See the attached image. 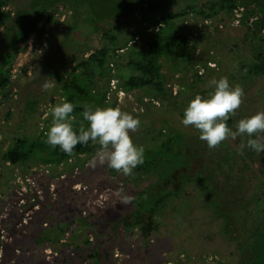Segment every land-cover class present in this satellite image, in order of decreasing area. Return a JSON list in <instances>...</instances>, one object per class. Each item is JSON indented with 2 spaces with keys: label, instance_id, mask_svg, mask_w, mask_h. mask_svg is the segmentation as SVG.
<instances>
[{
  "label": "rangeland",
  "instance_id": "rangeland-1",
  "mask_svg": "<svg viewBox=\"0 0 264 264\" xmlns=\"http://www.w3.org/2000/svg\"><path fill=\"white\" fill-rule=\"evenodd\" d=\"M54 1L0 0V64L18 24ZM216 1L124 0L119 5L127 11L114 13L108 0L107 4L99 2L105 17L100 18L89 7L66 0L50 8L37 25L39 29L47 23V27L30 34L19 46L22 51L9 64L3 63L9 83L0 93V264H237L235 238L252 236L264 209V151L248 148L247 136L229 138L209 149L198 130L185 127L182 119L188 102L212 91L209 81L221 77H227L230 85L239 84L245 93L243 103L227 121L230 128L235 130L240 119L264 111V72L255 68L257 54H264V31L258 32L251 23L253 17L242 22L240 6L248 5V0H235L237 6L230 14L207 11ZM93 2L88 0L90 5ZM251 8L255 4L248 5L247 13ZM176 35L183 36L191 50L185 59H178L164 55L170 46L157 48L163 83L160 96L147 87H120L130 75H137L125 69L128 59H139L137 52L146 54L147 43L154 38L163 44L166 36ZM103 36L125 40L133 36L127 45L133 50L128 55L127 48L119 51L123 58L109 66L114 77L105 89L102 107H119L140 120L139 129L130 135L144 152L159 146L161 135L172 131L179 137L186 157L178 159L172 182L164 183L162 190L177 188L180 174L189 179L201 172L209 175L220 211L228 217V233L225 221L205 208L203 193L189 180L178 197L149 219L145 238L140 227L119 225L109 239L98 243L77 221L52 237L63 204L72 205L83 217L93 215L106 230L128 216L133 206L119 204L113 192L123 187L136 197L144 191L150 197L146 205H150L160 191L153 187L159 177L151 170L136 169L129 176L112 174L106 164H90L95 154L58 163L45 152L31 155L21 165L3 160L17 139L45 141L52 120L50 106L66 98L63 81L58 79L77 73L76 64L100 50ZM46 81L54 84L47 91L42 87ZM82 104L97 107L94 100ZM72 115L78 127L88 125L75 109ZM242 142L245 147L240 154Z\"/></svg>",
  "mask_w": 264,
  "mask_h": 264
},
{
  "label": "trees",
  "instance_id": "trees-1",
  "mask_svg": "<svg viewBox=\"0 0 264 264\" xmlns=\"http://www.w3.org/2000/svg\"><path fill=\"white\" fill-rule=\"evenodd\" d=\"M65 1L66 0L54 1V5ZM121 1L124 2V0H110V6H113L114 13H119L122 10H124L123 12L127 11V7L125 8V6L119 5ZM73 2L77 4L76 6L89 7L90 10L97 13L100 18H105L101 16L99 2L107 4L108 0H96V2H93L91 5L88 3V0H73ZM247 4L252 6L255 4V8L258 6L259 11L254 10L255 8H251L247 13L248 5L244 3L241 4L240 7L243 9L242 22H246L250 17H253L255 20L251 23L256 26L258 32L264 31V0H248ZM54 5H50L39 11H34L30 18L18 24L13 37L5 46L7 52L6 55L3 56V62L0 64V93L7 88L9 83L7 71L3 70V63L8 62L9 64V62L22 51L19 46L27 41L30 34L36 32L41 33L43 29L47 27V23H42V27L39 29L37 25ZM236 6L235 0H219L210 3L206 7V10L214 14L221 10L230 14ZM254 11L259 14V17ZM202 13L204 17L210 16L208 13ZM159 23L161 22L157 24ZM132 38L133 36L125 40L123 38L118 39L115 36H110L106 39L103 36L104 42L100 50L89 55L88 58L80 60L76 64L74 70H77V73H72L65 79H58L63 81V83H61V88L65 92L66 99L68 102L76 105L75 110L80 114V117H83V101L94 100L96 106L102 107L106 92L105 89L110 80L114 77L112 75L113 69H110L109 66L111 65L110 67L112 68V63L116 64V60L120 59V57L123 58L122 55L118 56V52L127 48L128 42H131ZM165 38L166 40L163 44L160 43V40L154 38L151 42L147 43L149 48L146 54L137 52V55L140 57L139 59H128L126 61L125 69L133 70L137 75H130L120 83L119 85L122 89L131 90L147 87L153 89L156 94L160 96L163 91V83L160 80L161 76L159 64L157 62V54L160 53L158 52L159 49L166 45L170 46V48L165 51L164 55L178 59H185L187 53L191 50V47L187 45L186 40L181 35L170 36L168 38L166 36ZM129 47H131L130 44L127 48V55L133 50L132 47L130 49ZM157 48H159L158 51ZM256 58L259 61V64L255 66L256 71L264 72L262 66L264 64V54H257ZM73 127L78 131L79 127L77 123L73 124ZM171 133L173 134L172 131ZM171 133L168 135H161L163 139L160 145L149 152H144L143 164L135 168L137 171L151 170L159 177V181L154 184L153 187L158 186L160 191L158 195L151 198L150 205H146L147 198L149 199L150 197H145L144 191L140 192L136 197H133L132 211L129 215L112 222V225L104 230L101 226V222L93 215L83 217L81 212L72 205L63 204L59 208L60 216L52 232V237L62 231L64 226L77 221L83 230L90 231L93 236H95L98 243H102L109 239L119 225L125 228L138 226L141 229L142 236L145 238L150 232L151 222H149V219L152 218L157 210L161 209L166 202L174 197H178L182 191V185H185L189 180L194 182L197 188L203 193L205 208L211 209L215 217L218 219L222 218L225 221V231L228 233L230 228L228 217L220 211L219 201L215 196L214 190L210 188L211 177L209 175L202 176L201 172L189 179L186 175L180 174L179 179H177V181H179V186L177 188L174 190H172V188L170 190H162L164 183H167V181L172 182L173 178H170L173 174L172 168L178 164V159L186 157L185 153H182L183 149L186 150V147L183 146L179 137H174ZM98 148L99 145L93 144L90 140L87 144H78L74 148L73 154L68 155L60 150L59 146L53 148L48 145L46 143V138L44 142L39 139L31 141L27 138H23L15 140L14 145L3 155V160L12 165H21L26 163L31 155L45 152L58 163L85 154H88V157H90L97 152ZM82 164L84 163L82 162L81 165ZM109 171L112 174L116 172V170L111 168H109ZM254 226H256L257 229L252 236L248 237L243 234H238L235 238L239 252L237 264H264V209L261 210V217Z\"/></svg>",
  "mask_w": 264,
  "mask_h": 264
},
{
  "label": "clouds",
  "instance_id": "clouds-1",
  "mask_svg": "<svg viewBox=\"0 0 264 264\" xmlns=\"http://www.w3.org/2000/svg\"><path fill=\"white\" fill-rule=\"evenodd\" d=\"M54 84L46 81L42 87L45 91ZM212 91L206 95L197 94L184 109L182 124L192 126L199 132V139L206 142L209 149L218 147L223 141L240 136H247L246 146L257 153L264 151V111L242 118L235 130L227 124L230 116L243 103L244 89L239 85H230L227 77L212 78L209 81ZM76 105L65 98L62 102L50 106L52 120L45 133L46 143L68 155L73 154L78 144H87L90 140L99 148L90 164L107 165L121 172L124 176L133 174V169L144 162V147L134 144L130 133L140 127V120L119 107H95L84 105L83 119L87 126L81 125L77 130L72 115ZM254 137V138H253ZM245 143L239 146L242 154ZM113 195L121 205H130L133 197L123 187L116 189Z\"/></svg>",
  "mask_w": 264,
  "mask_h": 264
}]
</instances>
